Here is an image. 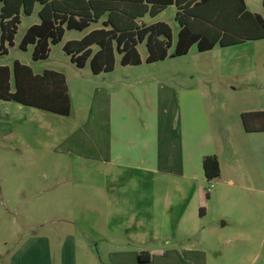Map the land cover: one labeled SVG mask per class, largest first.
<instances>
[{"label": "crops", "instance_id": "crops-1", "mask_svg": "<svg viewBox=\"0 0 264 264\" xmlns=\"http://www.w3.org/2000/svg\"><path fill=\"white\" fill-rule=\"evenodd\" d=\"M172 7L142 22L158 23ZM234 47L248 51L246 69L260 65L264 75V40ZM247 49L256 54L249 56ZM68 88L71 113L60 117L73 130L58 148L80 160L79 165L72 162L73 169L80 167L84 173L99 169L101 181L86 175L79 178L72 187V230H64L57 240L42 237L26 242L17 260L22 264H264V132L248 134L241 121L243 113L264 111V98L226 102L220 108L198 92L160 85L161 94H144L139 109L133 92L139 88L122 86L109 92L112 87H108L100 89V108L94 111L87 103L74 107L69 83ZM84 97L81 94L80 100ZM4 115L8 117L7 109ZM1 117L0 141L14 143L13 130L8 131V121ZM207 156H216L221 168L209 192L203 186ZM121 172L124 175L115 180ZM52 182L56 185L51 200H59L67 188L60 192L58 178ZM12 184L8 180V190L23 191L19 182L16 187ZM44 193L40 191L38 199ZM210 203L216 207L215 220L205 224ZM80 221L87 224L86 230L77 226ZM140 255L149 262L141 263Z\"/></svg>", "mask_w": 264, "mask_h": 264}, {"label": "rangeland", "instance_id": "rangeland-1", "mask_svg": "<svg viewBox=\"0 0 264 264\" xmlns=\"http://www.w3.org/2000/svg\"><path fill=\"white\" fill-rule=\"evenodd\" d=\"M246 1L251 12L258 13L264 18L263 0ZM39 9L40 6L37 5L31 16L22 14L14 46H8L7 55L0 54V66L12 69L14 62L18 61L29 66L37 75L46 70L65 74L76 108L87 103L89 108L93 106V110L98 111L100 89L112 87L108 89L110 92L122 86L139 88V91L133 90L139 109L144 94L148 97L161 94L160 85L172 86L177 91H188L194 95L198 92L211 104L215 106L219 104L220 108L226 102L242 104L253 98H264V75L260 65L246 69L245 58L248 51L244 48H218L202 53L194 47L186 56L170 55L165 61L146 64L147 50L145 44H142L138 47L143 60L140 66H121L120 57L117 56L115 69L111 73L95 76L89 65L84 69H78L65 54L63 47L69 41L81 40L90 31L100 28V24L92 25L83 32L66 31L63 40L51 46L47 60L34 62L33 47L30 46L27 51H23L19 46L27 30L40 22ZM157 20L167 23L172 28L175 42L179 30L175 22V8L172 7L165 16ZM150 22L151 20H146L147 24ZM250 49H247L248 55H255L256 53ZM81 94H86L87 97L82 99L86 100L85 102L80 100ZM126 94L127 91L124 90L122 97L126 98ZM5 108L8 117L4 115ZM0 111L3 121H8V131L13 130L14 142L0 141V264H22L16 255L25 250L23 245L26 242L42 237L57 240L64 230H72L69 225L74 219L72 187H75L78 179L84 178L85 175L97 177L95 182L100 183L101 175L99 169L95 173L88 170L84 173L80 167L73 169L72 162L79 165L80 160L64 154L62 149L58 148L59 142L73 130L71 124H66L67 119L14 102H2ZM38 115H43L44 119ZM2 129L3 126H0V131ZM20 141L23 143L17 144ZM39 148L45 151L42 152ZM58 163L61 164L60 167L55 166ZM123 175L122 172L121 175L116 173L115 180ZM54 178H58L60 192L67 188L59 200H51L55 191L53 187L56 185L51 184ZM8 180L13 182V187L22 184L23 191L21 187L17 192L8 190ZM17 182L19 184H16ZM215 183L214 181L211 184L214 186ZM211 184L204 182L203 186L208 190ZM40 191H45L44 195L40 196L43 200L38 199ZM207 207L209 215L204 223L210 224L215 220L216 207L213 203ZM77 226L82 230L88 228L87 224L81 221ZM73 229L76 230V227ZM180 241L176 239L177 244H180Z\"/></svg>", "mask_w": 264, "mask_h": 264}, {"label": "trees", "instance_id": "trees-1", "mask_svg": "<svg viewBox=\"0 0 264 264\" xmlns=\"http://www.w3.org/2000/svg\"><path fill=\"white\" fill-rule=\"evenodd\" d=\"M40 22L25 33L19 48L33 47L34 62L47 60L51 46L59 44L66 31L100 28L81 40L69 41L63 51L78 68L89 65L93 75L114 71L116 58L121 66H140L138 47L145 44L146 64L165 61L173 48L174 57L188 55L193 47L208 52L216 47H234L250 41L264 40V18L251 12L246 0H0V54L14 46L22 14L31 16L36 6ZM176 9L178 37L174 44L172 28L164 22L147 25L146 16L155 18L168 7ZM264 6V0H263ZM13 80V85H12ZM0 102H14L59 116L71 113V98L66 76L46 70L35 74L16 61L12 69L0 66ZM248 134L264 132V111L241 115ZM208 184L220 178L216 156L203 159ZM205 209H200V215ZM140 262H149L140 255Z\"/></svg>", "mask_w": 264, "mask_h": 264}, {"label": "built area", "instance_id": "built-area-1", "mask_svg": "<svg viewBox=\"0 0 264 264\" xmlns=\"http://www.w3.org/2000/svg\"><path fill=\"white\" fill-rule=\"evenodd\" d=\"M213 188V185L211 184L209 189H208V192Z\"/></svg>", "mask_w": 264, "mask_h": 264}, {"label": "water", "instance_id": "water-1", "mask_svg": "<svg viewBox=\"0 0 264 264\" xmlns=\"http://www.w3.org/2000/svg\"><path fill=\"white\" fill-rule=\"evenodd\" d=\"M174 57V56H173Z\"/></svg>", "mask_w": 264, "mask_h": 264}]
</instances>
